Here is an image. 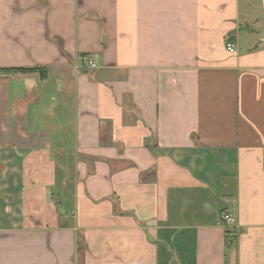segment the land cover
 I'll return each mask as SVG.
<instances>
[{
    "label": "crops",
    "instance_id": "0c3cea01",
    "mask_svg": "<svg viewBox=\"0 0 264 264\" xmlns=\"http://www.w3.org/2000/svg\"><path fill=\"white\" fill-rule=\"evenodd\" d=\"M36 67L0 72V264H264V0H0Z\"/></svg>",
    "mask_w": 264,
    "mask_h": 264
},
{
    "label": "built area",
    "instance_id": "2783aa9c",
    "mask_svg": "<svg viewBox=\"0 0 264 264\" xmlns=\"http://www.w3.org/2000/svg\"><path fill=\"white\" fill-rule=\"evenodd\" d=\"M225 47H226V50H227L229 53H233V52H234V46H233V44L228 43V44H226ZM82 59H83V62L85 63V65H86L88 68H90V69L95 68V64H94L93 61L90 60L88 57H83ZM222 219H223V222H224V224H225V227L230 228V227L233 226V224H234V219H233V217H232L230 214H224V215L222 216Z\"/></svg>",
    "mask_w": 264,
    "mask_h": 264
},
{
    "label": "trees",
    "instance_id": "16d2710c",
    "mask_svg": "<svg viewBox=\"0 0 264 264\" xmlns=\"http://www.w3.org/2000/svg\"><path fill=\"white\" fill-rule=\"evenodd\" d=\"M0 72L2 74L37 72L40 74L41 79H44L46 76V69H43L40 67H36L32 69H3V70H0Z\"/></svg>",
    "mask_w": 264,
    "mask_h": 264
}]
</instances>
